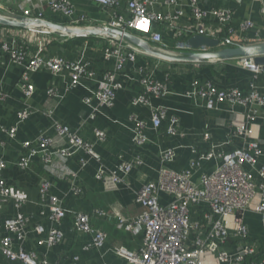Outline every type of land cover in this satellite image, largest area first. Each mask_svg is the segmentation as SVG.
Returning <instances> with one entry per match:
<instances>
[{"label":"crops","instance_id":"obj_1","mask_svg":"<svg viewBox=\"0 0 264 264\" xmlns=\"http://www.w3.org/2000/svg\"><path fill=\"white\" fill-rule=\"evenodd\" d=\"M75 10V17L85 16L90 23L101 25L108 19L107 10L85 0H68ZM119 1L122 10L129 0ZM162 1V0H161ZM188 0H180L184 4L185 14L180 20L181 26L193 23L192 12L186 6ZM203 10L212 8L228 9L232 13V25L239 29L242 22L251 20L256 30L264 33V0H198ZM5 9L12 12L21 5L31 9L34 14L40 13L48 22L58 25H69L70 20L62 14L54 13L47 7V0H4ZM157 12L166 8L156 6ZM124 12V11H123ZM126 14V13H125ZM91 23V24H93ZM164 37L165 42L173 45V34L165 27L154 26ZM250 30L245 36H255ZM17 40L35 45L41 41L46 57H61L71 62H81L95 74V81H82L75 89L69 88L70 73L67 71L55 76L43 68L30 76V83L35 92L28 104L34 113L26 120L20 121L18 113L25 109V98L18 84L22 68L11 63L7 56L0 52V91L8 97L0 101V126L5 129L15 127L14 137L0 130V160L5 162L3 179L13 191V196L20 197L18 203L14 197L4 201L0 207V239L11 236V247L14 252L20 249L36 254L40 262L46 264H127L125 260L113 253V249L123 247L130 252H138L144 240L142 229L125 230L117 224L118 216L129 220L141 212L135 203V197L142 185L157 182L163 169L160 156L164 151L174 152V161L167 168L175 172L190 171L192 181L198 184L202 175L212 174L220 165L218 158L201 159L202 155L213 151L215 153H230L242 149L246 140L256 142L261 150L255 169L264 167V118L259 115L253 121H246L248 114L257 110L253 102L247 105L222 103L214 110H207L203 98L191 89V82L209 83L219 90L238 89L244 95L252 92L264 98V72L255 73L239 59L227 62L207 63L192 66L184 63H167L156 58L138 56L135 63H128L124 76L120 81L123 86L117 91L111 108L98 106L97 100L87 104L85 99L92 96L97 89L101 76L114 65L112 59L105 60L103 48L106 41L100 37L63 38L27 30L15 31ZM16 37V36H14ZM33 45V46H34ZM34 50V48H33ZM158 65L163 70H157L154 80L163 82V71L168 70L170 78L167 92L163 97L150 98L151 106L163 107L166 110L165 119L160 128L154 129L151 124L150 107L133 105V100L142 92L140 67ZM201 66V67H200ZM54 88L56 97L49 96L47 91ZM95 109V110H94ZM264 112V108H260ZM50 115V116H48ZM131 117L145 124L144 134L147 139L141 147L133 145V129L135 124ZM172 119L177 121V134L170 136L167 128ZM54 122L77 131L80 138L94 144V151L100 157V162L90 158L80 149L73 150L71 157L60 159L56 155L51 163L43 165L44 149L37 139L41 136L56 138ZM244 125L252 131V136L244 139L235 135L236 127ZM106 133L103 142H96L95 131ZM31 142L37 154L30 157L27 168L19 165L24 151L22 145ZM65 143L54 144L49 151L66 148ZM139 156L142 164L134 167L127 175L118 173L124 180L116 184L108 179L99 180V168L117 171L122 162H130ZM80 160L86 165L81 166ZM192 162H196L193 168ZM66 172L70 176H66ZM256 175V172H253ZM72 175V176H71ZM74 176V178H72ZM45 182L50 184V194L69 212H82L90 216V225L94 230H101L107 235L102 248L93 247L92 237L78 234L73 230V218L69 214L60 224L50 221L47 203H43L39 195L40 186ZM255 183L259 180L255 177ZM74 185L79 192L74 194ZM162 206L171 202L166 194H160ZM102 213L103 215L98 214ZM195 215V214H194ZM21 217L26 220L24 226V241L9 234L5 224L9 220ZM196 215L193 217L195 219ZM250 235V241L256 245L258 264H264V222L261 214L247 210L242 215ZM41 226L42 234L34 231ZM58 228L63 236L54 246H48L45 240L51 229ZM39 241L43 243L40 244ZM236 245H228L227 249L235 252ZM77 258V260H74ZM0 264H19L17 261L5 259L0 252ZM202 264H219L212 256H204Z\"/></svg>","mask_w":264,"mask_h":264},{"label":"built area","instance_id":"obj_2","mask_svg":"<svg viewBox=\"0 0 264 264\" xmlns=\"http://www.w3.org/2000/svg\"><path fill=\"white\" fill-rule=\"evenodd\" d=\"M29 1L32 2V0ZM85 1L106 9L108 19L103 24L96 25L93 22L91 24L85 16L75 17V10L68 0H47V7L52 12L62 14L70 20V24L65 26L76 29L106 27L133 34L146 42L152 50L168 55L187 52L185 41L194 35L216 39L222 48L264 41V36L256 30L251 20L242 22L239 29H235L232 25L230 10L222 8L203 10L199 7L198 0L187 1L186 6L189 7L193 16V23L189 26L180 24V20L185 14V8H187L180 0H129L125 10H122L117 0ZM4 5V0H0V16L10 20L16 18L44 20L40 13L34 14L31 9H25L21 5L14 12L5 9ZM156 6H163L166 10L157 12L153 9ZM155 25L165 27L172 32V46L165 42L159 30L154 29ZM17 30L51 34L45 31L36 32L32 25L27 29L0 26V52H3L11 63L22 68L18 86L26 100L24 103L26 107L18 113L20 121L26 120L34 113L27 101L32 98L35 92L34 86L30 83V76L38 70L45 68L55 76L64 71L69 72L70 89L79 87L82 81H95V74L86 64L67 61L61 57H46L43 55L44 46L41 41L31 46L22 40H17L18 34L15 33ZM250 30L256 31L255 36H245ZM262 34L264 35V33ZM100 38L106 41L103 48L104 59H112L114 65L101 76L96 91L92 92V96H88L85 102L89 104L93 98L97 100L98 106L111 108L117 91L123 86L120 79L121 76H124L127 64L135 63L138 56L156 57L146 54L142 49L121 38ZM239 60L255 73L260 70L259 67L253 65L250 59ZM193 65L198 67L200 64ZM159 69L163 70L158 65H146L138 69L143 93L133 100V105L150 107L151 124L154 129L160 128L165 119L166 110L163 107H152L150 98H160L165 95L171 73L168 70L163 71L164 81L159 82L153 77V74ZM190 86L203 98L207 110H214L217 105L225 102L241 105L253 102L257 110L248 114L246 121H253L259 115L264 118V112L260 111L261 107L264 108V98L255 91L246 96L238 89L219 90L209 83H199L194 80ZM47 94L52 97L57 96L54 88H50ZM7 97L0 91V101H4ZM130 119L135 124L133 145L141 147L147 141L144 134L145 124L134 117ZM176 123L177 121L172 119L167 128L168 135L177 134ZM53 126L56 132L55 139L44 135L37 139L39 146L44 149L41 152H44L43 165L51 163L53 155L62 160L67 159L76 149L84 151L91 159L100 162V157L94 151V144L82 140L77 131H72L67 126L56 122ZM0 130L5 131L10 137H14L16 133L15 127L7 130L0 126ZM235 135L248 139L252 136V131L249 127L240 125L236 127ZM94 137L96 142H103L106 139V133L97 130ZM58 142L65 143L67 147L57 149L55 153L49 151V148L54 144L57 145ZM22 150L24 155H22L19 165L21 168H27L30 164V157L37 154V151L31 142L23 143ZM260 155L259 145L252 140H246L242 149L230 153L209 151L202 155L201 159L218 158L221 160V165L212 174L202 175L199 183L194 184L190 171L175 172L166 167L167 164L174 161V152L172 150L164 151L160 156L163 169L160 171L159 179L155 183L148 182L142 185L136 194L135 203L141 208L140 214L129 220L122 216L117 218L118 226L125 230H143L142 247L138 252H130L123 247H117L113 249V253L125 260L127 264H202L203 257L207 255L212 256L219 264H243L247 257L256 256L258 250L256 245L250 241L248 228L243 223L241 215L247 210H253L262 215L264 222V167L255 169L257 158ZM80 164L85 166L86 161L80 160ZM141 164L142 159L136 156L130 162H122L117 171L109 172L101 166L97 179L109 178L116 184L123 183L124 180L119 177L118 173L127 175L134 167ZM192 166L196 168L197 163L192 162ZM4 169L5 162L0 160V207L4 201L11 197H14L20 204L23 200L13 196L15 194L3 179ZM253 172H256V175ZM66 176L69 177L70 173L66 172ZM255 177L259 183H255ZM72 186V191L77 194L79 190L74 185ZM49 191V183L45 182L40 186L39 195L42 202L47 203L50 221L60 224L70 214L73 218V230L78 234L91 236L93 247L102 248L107 235L103 231L94 230L91 227L90 216L82 212H69L62 208L60 202ZM160 194L168 195L171 202L162 206L159 201ZM97 213L103 215L100 212ZM194 214L196 215L195 219L193 218ZM25 224L26 220L18 217L7 221L5 228L9 234L17 236L19 241H24L23 228ZM34 231L39 235L43 233L41 226H36ZM62 236L63 234L58 228H53L45 243L48 246H54L60 242ZM12 241L9 235L0 239V252L5 259L17 261L19 264H46L44 261L40 262L33 252H26L23 249L14 252L11 247ZM230 242H234L236 245L234 253L227 249ZM39 243L43 242L39 241Z\"/></svg>","mask_w":264,"mask_h":264},{"label":"water","instance_id":"obj_3","mask_svg":"<svg viewBox=\"0 0 264 264\" xmlns=\"http://www.w3.org/2000/svg\"><path fill=\"white\" fill-rule=\"evenodd\" d=\"M31 25L35 28L36 32L45 31L51 35L63 38H121L125 42L142 49L146 54L171 63L202 65L212 62L250 59L254 66L259 67L260 70L264 72V41L256 44L222 48L219 46V42L216 39L194 35L185 41V45L188 48L187 52H181L179 55H168L152 50L146 42L133 34L123 33L106 27L76 29L65 25L53 24L41 19L26 20L23 18H16L15 20H10L6 17L0 16V26L2 27L27 29Z\"/></svg>","mask_w":264,"mask_h":264},{"label":"trees","instance_id":"obj_4","mask_svg":"<svg viewBox=\"0 0 264 264\" xmlns=\"http://www.w3.org/2000/svg\"><path fill=\"white\" fill-rule=\"evenodd\" d=\"M104 45H106V43L104 44ZM202 66V65H201ZM200 66V67H201ZM233 243L234 242H230V243H228V245H233ZM259 263V261L256 259V256H249V257H247L245 260H244V263L243 264H258Z\"/></svg>","mask_w":264,"mask_h":264}]
</instances>
